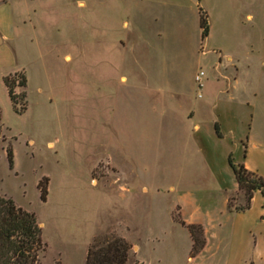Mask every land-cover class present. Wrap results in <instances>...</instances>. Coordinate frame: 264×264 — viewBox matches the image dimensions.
Returning <instances> with one entry per match:
<instances>
[{
	"label": "rangeland",
	"instance_id": "1",
	"mask_svg": "<svg viewBox=\"0 0 264 264\" xmlns=\"http://www.w3.org/2000/svg\"><path fill=\"white\" fill-rule=\"evenodd\" d=\"M239 5L243 13L264 11V0L256 8L244 0ZM112 7L109 17L100 1L78 8L70 0H0L5 34V19L12 14L14 23L12 34L0 37V197L35 216L43 243L37 264H84L92 243L112 236L130 246L126 264H218L210 256L190 258L181 224L200 216L221 224L232 171L218 145L207 142L214 160L205 163L160 117L178 106L215 111L222 102L211 88L215 73L199 49L174 51L166 43L155 59H145L144 76L133 64L136 51L123 53L130 60L110 76L108 26L114 43L125 42L133 23L117 0ZM16 67L24 70L8 76L25 78L26 86L15 88L13 109L1 75ZM200 71L201 92L194 83ZM177 89L182 97H173ZM43 178L44 203L37 189ZM181 195L198 211L184 212ZM230 198L233 206L243 204L242 195Z\"/></svg>",
	"mask_w": 264,
	"mask_h": 264
},
{
	"label": "crops",
	"instance_id": "2",
	"mask_svg": "<svg viewBox=\"0 0 264 264\" xmlns=\"http://www.w3.org/2000/svg\"><path fill=\"white\" fill-rule=\"evenodd\" d=\"M70 1L78 8L85 7L86 0ZM87 1H100L110 17L112 3L116 0ZM117 1L120 11H126L133 21L132 34L125 42L118 39L114 43L112 26H108L111 37L104 60L109 75L112 76L114 67L124 66L125 61L130 60L123 53H138L133 64L143 70L144 76L145 59H155L166 43L174 46V51L184 49L194 54L199 49L215 73L211 88L215 95L221 96V104L215 111L195 108L183 111L178 106L161 111L160 117L193 144L194 151L205 163L214 160L206 148L207 142L215 143L220 147V158L227 161L231 158L234 165H242L264 179V40L258 41V36L264 37V11L243 13L239 5L241 0H213L211 4L200 3L201 0ZM244 1L248 2V8H256V0ZM199 10L206 13L209 23L208 35L203 41ZM5 22L6 34H12V14ZM1 23L0 37L6 38ZM183 37L184 46L178 47L179 38ZM100 60L102 57L96 56L94 64H100ZM20 70L24 68L7 70L1 75L2 83L6 76ZM183 95L180 89L173 93V97ZM236 193V182L222 191L221 224H213L212 219H209L211 224H207L203 216L186 221L187 225H200L204 230L205 247L195 262L210 256L218 264H264V235L261 233L264 230V200L255 192L247 211L230 212L228 199ZM180 200L184 212L198 211L188 195H181ZM214 241L218 242L217 246L213 245Z\"/></svg>",
	"mask_w": 264,
	"mask_h": 264
},
{
	"label": "trees",
	"instance_id": "3",
	"mask_svg": "<svg viewBox=\"0 0 264 264\" xmlns=\"http://www.w3.org/2000/svg\"><path fill=\"white\" fill-rule=\"evenodd\" d=\"M199 1V0H197ZM199 27L201 40L208 35V18L206 13L199 10ZM8 98L13 109L17 105L16 87H25V78L18 81L9 76L3 79ZM24 98L25 95L23 94ZM8 168L13 169V153L6 150ZM228 165L232 170L237 184V195H242V205H231L228 199L227 209L230 212H245L255 192H259L264 200V179L255 173L247 171L242 165H234L231 158ZM41 202H46L47 179L43 178L37 185ZM264 221V204L263 215ZM186 228L190 241V258H195L205 247L204 230L200 225L181 224ZM43 249L42 230L33 214L22 210L10 199L0 197V264H37L38 254ZM130 246L120 237H107L102 241H94L87 250L84 264H126L129 257Z\"/></svg>",
	"mask_w": 264,
	"mask_h": 264
},
{
	"label": "built area",
	"instance_id": "4",
	"mask_svg": "<svg viewBox=\"0 0 264 264\" xmlns=\"http://www.w3.org/2000/svg\"><path fill=\"white\" fill-rule=\"evenodd\" d=\"M205 74L204 72L200 71L194 76V83L198 89L199 92H201L203 88V82H204ZM201 95H198V98H200Z\"/></svg>",
	"mask_w": 264,
	"mask_h": 264
}]
</instances>
